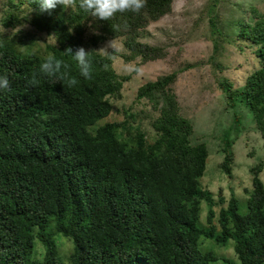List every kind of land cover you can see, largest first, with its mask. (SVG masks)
I'll use <instances>...</instances> for the list:
<instances>
[{"label":"trees","instance_id":"trees-1","mask_svg":"<svg viewBox=\"0 0 264 264\" xmlns=\"http://www.w3.org/2000/svg\"><path fill=\"white\" fill-rule=\"evenodd\" d=\"M2 2L0 75L10 90L0 91V264H264V160L251 167L245 214L234 193L215 197L205 187L210 150L206 141H193L194 123L175 90L184 69L141 84L135 102L145 100V107H117L141 64L168 56L166 47L143 38L151 23L173 12L175 0H147L140 13L110 21L79 8L38 13L32 0ZM216 5L203 10L213 55L225 43L245 42L259 64L242 87L219 80L234 109L220 163L232 177L240 105L264 139V9L251 5V17L228 22L230 34ZM115 38L124 49H109V58L99 49ZM81 46L94 62L91 79L73 56ZM49 55L64 62L65 79L42 77L30 86ZM118 57L136 62L134 70L120 73ZM60 238L72 242L69 253ZM216 246L232 247L239 263Z\"/></svg>","mask_w":264,"mask_h":264},{"label":"rangeland","instance_id":"rangeland-1","mask_svg":"<svg viewBox=\"0 0 264 264\" xmlns=\"http://www.w3.org/2000/svg\"><path fill=\"white\" fill-rule=\"evenodd\" d=\"M209 3L217 4L216 12L226 22V32L230 34H233L234 30L228 22L251 17L248 11L251 5L264 9V0H175L173 12L151 23L148 35L143 38L151 44L166 47L168 56L142 63L139 71L126 83L123 98L118 101L117 107L133 106L136 109L145 107V100L135 102V94L141 84L155 79L160 74L184 69L175 84L182 112L194 123L193 141H206L210 150L206 172L202 178L203 184L215 197L222 193L229 199L234 193L238 199L239 211L245 214L248 211L250 194L247 189H252L251 167L264 160V139L250 110L245 105H240L237 108L242 114L240 133L236 136L235 132H232V136L235 137L236 156L233 176L229 177L222 171L220 167L224 159L222 137L234 123V109L229 107L219 80L228 77L236 86L242 87L247 76L259 64L254 47H248L245 42L225 43V49L219 51L216 56L213 55L214 43L209 28V17L203 14ZM2 8L3 2L0 0V11ZM116 42L119 50H123L122 41L116 39ZM135 63L126 62L121 57L115 59V67L120 73L132 72ZM217 63H221L223 68L217 66ZM147 127L151 129L149 123ZM261 176L264 181V170ZM59 241L62 244V252L69 253L72 242L63 238ZM214 251L220 256L225 254L233 257L232 263H239L232 247L216 246ZM212 264L228 263L219 260Z\"/></svg>","mask_w":264,"mask_h":264},{"label":"clouds","instance_id":"clouds-1","mask_svg":"<svg viewBox=\"0 0 264 264\" xmlns=\"http://www.w3.org/2000/svg\"><path fill=\"white\" fill-rule=\"evenodd\" d=\"M32 3L36 5L32 11L38 13L50 12L57 6H62L64 10L71 11L77 8L82 9L84 12L88 13L90 17L98 21H110L115 18L117 13L134 12L140 13V11L146 6L147 0H32ZM91 27L92 25L89 24ZM118 30V29H114ZM95 31V30H94ZM95 34H99L95 32ZM114 50V53L119 51V47L116 42V38L109 40L106 45L99 50L104 51L109 55L108 49ZM71 53L72 50L69 48ZM75 60L77 61L80 74L85 79H91L93 59L90 56V51H87L83 46L79 47L73 54ZM64 66V62L57 59L54 55H49L42 59L38 72H34L31 78L28 80V84L32 87L38 86L40 83V78L48 77L55 78L57 81L64 80L65 77L61 73V69ZM107 67V65H105ZM76 80L72 79L68 81L69 86L75 85ZM10 82L6 75H0V91H9Z\"/></svg>","mask_w":264,"mask_h":264}]
</instances>
